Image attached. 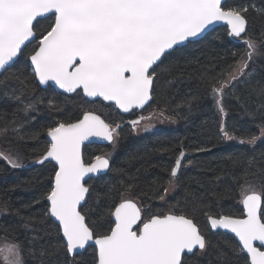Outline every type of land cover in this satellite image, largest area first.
<instances>
[{"label":"snow or ice","instance_id":"snow-or-ice-1","mask_svg":"<svg viewBox=\"0 0 264 264\" xmlns=\"http://www.w3.org/2000/svg\"><path fill=\"white\" fill-rule=\"evenodd\" d=\"M258 20H264V8H256L254 0L228 6L222 0H0V76L25 55L28 45L34 44L27 53L30 63L25 65L26 74L13 73L10 77L16 81L12 92H5L10 99L24 103L23 97L37 82L39 86L52 82L63 93L79 95L82 91L85 98H101L129 113L143 109L152 99L161 75H172L165 61L178 65L177 54L202 39L210 26L224 22L227 36L245 48L232 53L240 59L235 67L228 66L231 71L221 67L217 76L207 82L209 95L223 114L227 90L250 82L257 60L264 63V25L257 37ZM42 21H47V26L38 30ZM189 66L191 62L185 58V69ZM260 95L264 96V89ZM42 100L43 97H30L22 111L25 114L36 111V103ZM48 109L63 111L53 99L48 100ZM143 119L129 122L133 131H137ZM258 127L259 135L238 142L255 145L264 140V122ZM23 128L24 124L14 118L0 127V138L12 134L24 139L20 135ZM120 128V124L113 126L94 111L85 110L82 118L74 122L56 120L46 128L26 134L38 142L42 135L46 137L44 150L34 163L52 164L49 184L40 200L46 202L44 218L55 226L56 244L54 251L48 252L43 245L50 244L53 237L48 233L41 236L38 229L32 228L34 217H21L24 229L31 228L36 234L25 242L5 233L0 242V264H29V258L33 261L39 258V264H77L75 257L88 247L92 248L91 260L83 264H198V257L205 255L211 244L187 213L169 210L148 215L150 206H141L125 196L134 190L131 183L124 192L108 186L102 199L98 198L95 205L88 204L92 186L86 178H99L111 170L112 152L87 161L85 142L93 138L106 141L114 151ZM150 130L151 126L144 129ZM220 131L226 140H237L226 125L221 124ZM185 155L180 150L165 181L167 185L175 186ZM229 159L232 168H244L242 175L236 177L237 182L243 179L247 183L240 184L239 203L243 206L240 217L205 213L211 230L223 229L235 237L230 255L217 250L218 264H264V167L252 171L258 163L255 157L247 161L246 167L242 159ZM0 160L12 169L25 166L19 149H0ZM250 178L259 179L260 192ZM153 184L162 186L159 178ZM163 191L158 197L162 201L169 187ZM197 208L193 203L192 211ZM8 211L5 202L0 214ZM92 216L95 219L90 223Z\"/></svg>","mask_w":264,"mask_h":264},{"label":"trees","instance_id":"trees-1","mask_svg":"<svg viewBox=\"0 0 264 264\" xmlns=\"http://www.w3.org/2000/svg\"><path fill=\"white\" fill-rule=\"evenodd\" d=\"M241 2L242 0H227L225 5ZM254 3L256 8H264V0H254ZM261 25H264V20H258L256 23L257 37L260 35ZM45 26L47 21H42L38 30ZM34 46L28 45L25 55L19 57L13 67L0 78V127L15 118L18 123L24 124L20 135L25 137L17 139L9 134L8 137L0 138V149H19L25 164L20 169H12L6 162L0 160V207L6 202L9 208L8 212L0 214V242L3 241L5 233L9 237L17 236L26 242L36 233L31 228L24 229L21 217H34L32 228L38 229L41 236L48 233L53 237L50 244L43 245L51 253L56 244L54 239L56 230L55 226L44 218L46 202L40 200V197L47 190L52 164L46 163L42 166L34 163L44 150L46 137L42 135L38 142L28 138L26 134L46 128L56 120L74 122L82 117L85 109L92 106L111 108L110 112L104 110L105 115L95 113L113 126L122 123L123 116L111 105L100 101L86 102L81 94L61 96L50 87L41 89L38 84L23 97V101L28 103L30 97L32 99L43 97V100L36 103V111L30 110L25 114L22 111L24 103L10 99L5 92L10 94L16 87V81L10 78L13 73L26 74L25 65L29 63L27 53ZM244 48L242 43L227 36L226 28L215 29L203 39L188 44L182 53L177 54L180 57L178 65L165 61L172 75L165 73L160 76L147 107L149 113L160 115L163 113L161 116L172 123V127L142 137L134 136L127 127H124L119 130V139L114 151L111 145L105 147L89 145L84 148L87 161H91L96 155L112 152L111 170L105 176L87 182L92 186L88 204L95 205L98 198L102 199L108 186H112L114 191L124 192L131 183L134 190L125 193V196L135 199L141 206H150L151 212L147 213L148 215L169 210L177 214L187 213L195 220L211 244L207 253L198 257V264H218L217 250L230 255V246L235 242L229 235L211 232L205 216V213H210L214 217L242 215L239 203L240 184H246L247 181L241 179L239 183L237 182L236 177L242 175L244 168L239 166L232 168L229 158L242 159L246 167L247 161L255 157L258 163L252 171L264 167V140L258 141L255 145H241L238 142L241 138L259 135L258 125L264 122V96L260 95V90L264 89V63L257 60L256 70L250 82L227 90L228 94L223 98L225 113H220L209 95L210 88L207 82L217 76L221 67L228 68L229 65L235 67L240 56H233L232 53L242 52ZM185 58L191 62L187 69ZM228 71H231V68H228ZM248 71L252 69L249 68ZM49 99L55 100L63 111L59 113L50 111ZM88 105L90 107H87ZM221 124L226 125L230 134L235 135L237 140H226L220 131ZM197 149L208 150L196 151ZM180 150L186 153L183 159L184 166L179 170V179L172 187L165 181L169 178L171 167L174 166ZM157 178L159 185L162 186L153 184ZM250 179L255 189L260 192L259 179ZM164 187L172 188L173 191L170 195L166 194L165 200L162 201L158 197L164 194ZM119 199L120 196L117 194L116 201L119 202ZM37 200L40 202L34 203ZM193 203L198 205L195 212L192 211ZM84 210L87 212L88 208L85 207ZM17 211L19 215H16ZM94 219L95 216L90 217L89 222ZM91 254L92 248H88L82 255H77L75 257L77 264L90 261ZM48 258L50 257H46ZM29 264H39V258L35 261L29 258Z\"/></svg>","mask_w":264,"mask_h":264},{"label":"water","instance_id":"water-1","mask_svg":"<svg viewBox=\"0 0 264 264\" xmlns=\"http://www.w3.org/2000/svg\"><path fill=\"white\" fill-rule=\"evenodd\" d=\"M226 1H227V0H222V2H223L224 4L226 3ZM218 28H226V29H227V25H226L224 22H217V23H215L214 25L210 26V28L206 31L205 34H203V38H204L205 36H207L209 33H211L212 31H214L215 29H218ZM203 38H202V39H203ZM199 40H201V39H199ZM199 40H196V41H194V42H197V41H199ZM192 43H193V42H192ZM17 60H18V59H17ZM28 62L30 63V61H28ZM0 78H1V76H0ZM37 84H38V82H37ZM38 86H39V85H38ZM39 87H40L41 89H43V90L46 89L47 87H50V88L54 89L55 92H57L59 95H61V96H65V97H70V96H73V95L76 94V93H63V90L56 88L55 85L52 84V82H49V85L39 86ZM78 91H79V90H78ZM80 94H81V96L83 97L82 91H80ZM83 98H84L86 101H89V100H95V101H100V102H102V103H105V104H107V105H110V102L102 101L101 98H85V97H83ZM151 100H152V99H151ZM151 100H150V101L144 106L143 109H133L132 111H139V112H141V111L145 110V109L149 106ZM111 106H113V107L115 108L114 105H111ZM115 110H116L120 115H123V116L128 115L129 113L132 112V111H130L129 113H123V112H121L119 109H116V108H115ZM82 116H83V115H82ZM81 118H82V117H81ZM89 145H100V146L105 147V146H108V145H110V144H108V142H106V141H100V140H98V139L93 138L91 141H86V142H85V147H86V146H89ZM85 147H84V148H85ZM37 165H39V164H37ZM108 171H109V170H106L104 173H102V174L99 176V178L105 176V175L108 173ZM86 179H87V182H88V181H90V180H95V179H98V178L93 177L92 179H88V178H86ZM241 208H242V211H243V206H242V204H241ZM207 224H208V227H209V229H210L211 232H213V233H217V232H219V233H223V234L229 235L230 237H232V238L235 240L234 234H232V233H230V232H227L226 230H223V229L211 230V228H210V224L208 223V221H207ZM255 243H258V242H255ZM88 248H91V247H88ZM88 248H87V249H88ZM84 252H85V251H83L82 254H83Z\"/></svg>","mask_w":264,"mask_h":264},{"label":"flooded vegetation","instance_id":"flooded-vegetation-1","mask_svg":"<svg viewBox=\"0 0 264 264\" xmlns=\"http://www.w3.org/2000/svg\"><path fill=\"white\" fill-rule=\"evenodd\" d=\"M54 90V89H53ZM121 116H123V115H121ZM155 116H159V117H161L162 118V116L160 115V114H156V113H149L148 111H147V108L145 109V110H143V111H141V112H139V111H132L131 113H129L128 115H125V116H123V122L120 124L121 125V128L119 129V130H121V129H123L124 127H127L129 130H130V132L134 135V136H136V134H138V132H139V130H140V128L139 127H141V125L142 124H144V123H146V122H150V121H152L153 120V118L155 117ZM140 117H144L145 119H143L142 121H141V123L137 126V131H133L132 130V125L129 123L131 120H135V119H138V118H140ZM148 120H150V121H148ZM143 132H146L145 134H143V135H140V136H138V137H142V136H144V135H146V134H151V133H157V132H161V131H163V129H155V130H153V131H144V129L142 128L141 129ZM140 130V131H141Z\"/></svg>","mask_w":264,"mask_h":264},{"label":"rangeland","instance_id":"rangeland-1","mask_svg":"<svg viewBox=\"0 0 264 264\" xmlns=\"http://www.w3.org/2000/svg\"><path fill=\"white\" fill-rule=\"evenodd\" d=\"M87 107H90V105H88ZM105 109H107L109 112L111 111V108H106L105 106L104 107L92 106V107L87 108L85 110H90V111H94V112H100L101 114L103 113L105 115V113H104ZM121 121L123 122V119H121ZM148 121H150V120H148ZM172 125H173L172 123H170L168 120H165L163 117L161 118L159 116H155L152 121L142 124L141 127H139V128L141 130L142 128L145 129L148 126H151V131H153L155 129L167 130L168 128L172 127ZM140 130H139L138 134H136V136H140V135H143V134L146 133V132H143L142 130L141 131ZM172 191H173V189L169 188V191H168L167 195H170L172 193ZM240 199H241V195H240Z\"/></svg>","mask_w":264,"mask_h":264}]
</instances>
